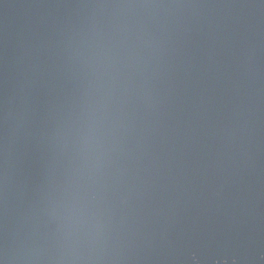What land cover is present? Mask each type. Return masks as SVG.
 <instances>
[{"label": "water", "instance_id": "95a60500", "mask_svg": "<svg viewBox=\"0 0 264 264\" xmlns=\"http://www.w3.org/2000/svg\"><path fill=\"white\" fill-rule=\"evenodd\" d=\"M104 0H0V248L63 176L69 46ZM111 2V0H109ZM160 103L127 264H264V0H163Z\"/></svg>", "mask_w": 264, "mask_h": 264}, {"label": "clouds", "instance_id": "9594fccd", "mask_svg": "<svg viewBox=\"0 0 264 264\" xmlns=\"http://www.w3.org/2000/svg\"><path fill=\"white\" fill-rule=\"evenodd\" d=\"M163 0H104L70 43L80 77L57 132L62 179L31 222L0 248V264H127L139 163L160 103L169 19Z\"/></svg>", "mask_w": 264, "mask_h": 264}]
</instances>
